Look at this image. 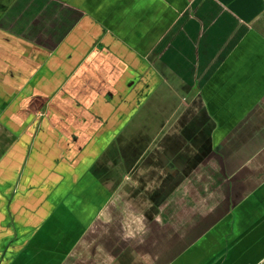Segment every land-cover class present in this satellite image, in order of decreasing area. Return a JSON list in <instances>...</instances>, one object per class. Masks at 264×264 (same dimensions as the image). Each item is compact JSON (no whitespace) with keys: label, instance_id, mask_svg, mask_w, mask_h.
<instances>
[{"label":"crops","instance_id":"obj_1","mask_svg":"<svg viewBox=\"0 0 264 264\" xmlns=\"http://www.w3.org/2000/svg\"><path fill=\"white\" fill-rule=\"evenodd\" d=\"M71 69L75 116L49 117L51 103L70 106L58 93ZM170 96L163 124L169 118L171 125L161 138L184 136L186 163L168 180L149 156L138 165L125 184L137 210L117 234L125 242L108 245L89 264H264V0L0 4V247L17 236L19 213L30 222L38 217L20 206L42 212L21 242L0 248V264L5 250L6 264H63L92 223L105 219L106 194L97 205L100 196L90 198V214L71 206L77 191L64 185L65 135L56 126L73 122L77 142H91L92 156L113 141L124 151L140 135L146 107L162 109ZM109 129L113 139L99 147ZM175 147L181 155L183 147ZM88 174L103 193L105 182ZM141 184L169 191L151 200L131 191ZM55 196L59 206L49 211ZM39 239V248L29 246Z\"/></svg>","mask_w":264,"mask_h":264},{"label":"rangeland","instance_id":"obj_2","mask_svg":"<svg viewBox=\"0 0 264 264\" xmlns=\"http://www.w3.org/2000/svg\"><path fill=\"white\" fill-rule=\"evenodd\" d=\"M10 0H0L1 6L4 8ZM75 49H77V46H75ZM152 48L150 49V46L146 44L145 46V51L148 54ZM73 50H71L72 52ZM149 57V56H148ZM151 62L149 58H147V69L150 68V63ZM68 64V63H67ZM70 64V63H69ZM72 65V63L70 64ZM159 66V65H158ZM70 67L67 66L66 71L69 70ZM73 71L72 69L70 70V73L67 74L66 83L65 85L61 86V91L58 93V98L60 100H63L64 102H68V105L66 107L60 108H55L56 104L58 103H51V107L47 112V116L53 117V116H58L61 117V119L64 121L66 120H73V116L75 113L76 109L73 108L74 102L77 101V89H75V85H77V78L75 81V76L72 77L73 74H71ZM62 75V73H61ZM77 75V74H76ZM62 77V76H61ZM58 77V78H61ZM63 78V77H62ZM77 88V86H76ZM169 96V95H168ZM167 96V97H168ZM54 97V98H53ZM152 97L150 96L148 98V103L151 101ZM173 97L170 96L164 103V107L162 109L157 108L156 105H152V107H146L145 112L143 113V118H141V123H143V127L140 129L139 133L140 135L137 138L135 142H133L136 146L138 147L139 152H136L137 157L133 158V163L131 166L136 164V168L138 167L137 164L141 163L144 158H147L148 156L150 158V161L155 164L156 168L162 170V177H166L168 175V172L166 171L165 168H172L171 166H176L175 164L171 165V160L170 156L168 153H166V147H169L170 144L172 146L176 145H181L183 148L182 155H178L181 157V159H177V165L180 164V161L185 159V153H187V148L184 146L182 137L180 136L179 139H171L172 137H168L166 139L165 137L161 138L163 133L165 131H168L170 129L171 123L168 122L169 118L167 119L166 122L163 124V112L165 113L166 111L165 106H167L166 110L167 112L170 111L169 106L170 103H172ZM50 100H56V96L54 93L50 94ZM154 100V99H153ZM164 98L162 99L163 102ZM37 103H34L35 105L38 104L39 102L36 101ZM170 102V103H169ZM161 103V102H160ZM61 104V103H59ZM58 104V105H59ZM75 106V105H74ZM43 113L45 109L42 110ZM172 109L171 112L172 113ZM77 114V111H76ZM177 115V112L175 113ZM175 115V116H176ZM168 117V116H167ZM173 117V116H172ZM136 118H139V113L137 114ZM130 121L131 124L129 125L128 128L133 125L136 120ZM127 118H124L123 122L126 121ZM165 121V120H164ZM162 122V123H161ZM65 124V123H64ZM139 127V126H138ZM55 128V127H54ZM57 132L64 133L65 135V141H61L60 148L61 150L64 149V153L66 157L65 159V177H66V182L64 185H66V191L70 188H72L73 192L76 190L77 191V205L74 206L72 204V207L77 208V215L79 213H83L81 208L83 207L85 212H88L87 214H90L92 209L90 207H94L92 202L90 201V198L95 197V196H100L96 197L98 200L96 201V205L98 204L99 201L102 200L105 201V194L107 197V210L104 209L101 213L105 215V219L103 220H96L92 225L87 229V233L84 235V239L81 242H78L77 244V250L72 251L70 254L65 256V260L63 264H89L92 261H95L96 258L98 259L100 256L104 255V248H106L108 245H111L112 243H118L122 244L124 243V239L120 238L117 234L121 233V230H124V228H127V224H129L128 217L134 216L137 214V210L133 208L131 205L127 203V193H124L126 188L125 184L127 181H132L131 176L132 170H128V168L125 166V162H127L128 158L131 157L132 155L128 156H123L121 154V150L119 149V144H116V141L111 142L110 144L112 145V148H105L98 149L97 154L95 156H92L95 151H93V148H89L88 146L91 145V142L89 141H80L77 142V127L73 125V122L68 123L66 121V125H61V127L58 129ZM104 128V127H103ZM182 127L181 132H185L187 129H183ZM53 133L58 134L56 131H52ZM132 133V131H128ZM113 130L109 129L105 134H102L103 140H101L99 143L97 142V145L99 147H103L105 144H109V142L113 139ZM115 136V135H114ZM133 135H130V137ZM160 139V140H159ZM124 141V140H123ZM180 147V146H178ZM170 148V147H169ZM105 150V151H103ZM63 151L60 152V154ZM59 154V156H60ZM148 159V158H147ZM57 160V158H56ZM96 161V162H95ZM138 162V163H137ZM95 163L98 164V171L101 174L102 181H104L105 185L103 187V193L99 192L98 189H96V185L94 184L92 186V179L88 178V170L93 166ZM77 165V169H75V166ZM87 171V172H86ZM160 172V171H159ZM158 175V174H157ZM131 178V180H130ZM168 180V176L166 177ZM37 180V179H35ZM164 181V180H163ZM81 182V183H80ZM169 182H166L162 185L163 188H165L168 185ZM82 184V188H79ZM161 185V181L159 183ZM65 187V186H64ZM70 187V188H69ZM162 188V189H163ZM102 190V189H101ZM164 190V189H163ZM133 191V189H131ZM139 196V195H135ZM58 196H55L54 198L51 199L48 209L49 211H52L54 205L57 203L56 198ZM89 202L88 204L86 201ZM110 203V205H109ZM58 204H56L57 206ZM104 205V204H103ZM59 206V205H58ZM57 206V207H58ZM28 210H34V214H38L35 216V219H33L32 222L25 220L24 214L19 213V219H18V226H17V236L14 237V239L11 242V238L5 237L2 242H1V247L2 249H5V245L9 244L10 242L13 244H17L23 240L21 236L22 232L28 231L32 227H35L39 221L38 218L42 215L41 210H38V207L34 205V207H24L20 206L19 212L21 211L20 209H26ZM47 208L44 206V210ZM43 210V211H44ZM106 210V211H105ZM99 213V210H98ZM96 214L99 215V214ZM72 215H74V209H72ZM127 217V218H126ZM107 218V219H106ZM68 220V219H67ZM74 223L71 220L67 221V223ZM13 225V222H12ZM129 228V227H128ZM18 238V239H15ZM26 241V240H25ZM27 244V243H25ZM41 240H37L30 244L29 246H35V247H40ZM10 249H13L15 247H9ZM101 251V252H100ZM11 255V254H10ZM53 255V253H51ZM9 253H6V250L1 254V259H3L2 264H6V260L9 258ZM64 257V256H63ZM52 258V256H51Z\"/></svg>","mask_w":264,"mask_h":264},{"label":"flooded vegetation","instance_id":"obj_3","mask_svg":"<svg viewBox=\"0 0 264 264\" xmlns=\"http://www.w3.org/2000/svg\"><path fill=\"white\" fill-rule=\"evenodd\" d=\"M203 119H201V123L199 124V125H194L193 127V129H194V131H200L201 129H202V127H203ZM201 128V129H200ZM193 129L192 128H189V129H187V131H188V133L189 134H192V131H193ZM170 147V148H169ZM169 147H166L165 149H166V153H168V155L170 156V160H171V165H173V164H175L176 166H171L172 168H165L166 169V171L167 172H172L173 171V169L175 168V167H178L177 166V159H181V157L180 156H178V154H177V147H175V145L174 146H172V144H170V146ZM140 150H138V147L136 146V145H134L133 144V142H129V144H128V147H127V149L126 150H122L120 153L121 154H124L123 156H128L129 157V155H132L131 157H129L127 160V162H125V166L128 168V170L130 171V170H132V173L133 172H135L136 171V164H134L133 166H131L132 165V163H133V158H136L137 157V155L138 154H136V152H139ZM125 152H127V153H125ZM182 155V154H181ZM150 157V156H149ZM147 158H144L143 160H142V162L144 161V160H146ZM149 159V158H148ZM96 162V161H95ZM138 163V162H137ZM185 163H186V158L184 159V160H182V161H180V164H178L179 166H184L185 165ZM140 163H138L137 164V166L139 165ZM98 164H96L95 165V163L93 164V166L88 170L89 171V173L91 172V174L95 177L96 176V178H98V179H100L101 178V174L99 173V171H98ZM159 177V176H158ZM140 180H141V182L142 181H144V179H143V177L142 178H140ZM168 189L167 190H165L164 191V193L163 194H160L159 193V190L158 189H153V190H147L146 188H145V184H141L138 188H135L134 190H133V194H137V192H140V195H142L143 197H148V198H150L151 200H152V198L155 196V198L157 197V198H159V199H162L163 197H166V195L168 194Z\"/></svg>","mask_w":264,"mask_h":264}]
</instances>
